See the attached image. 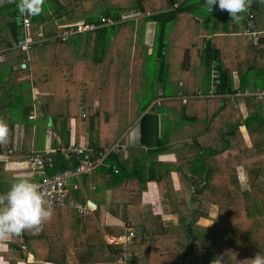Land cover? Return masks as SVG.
Masks as SVG:
<instances>
[{
  "label": "trees",
  "instance_id": "16d2710c",
  "mask_svg": "<svg viewBox=\"0 0 264 264\" xmlns=\"http://www.w3.org/2000/svg\"><path fill=\"white\" fill-rule=\"evenodd\" d=\"M251 1L241 25H254L255 38L249 40L238 21L218 5L213 6L212 11L219 12L213 20L220 18L222 28L207 35L193 33L209 15L205 0H27L26 5L23 0H0V122L7 128L22 127L16 139L8 130L7 139L0 142V155L20 154L18 161L29 158L25 178L34 182L40 176L31 174L34 156L50 157L52 166H46L42 174L50 176L80 164V157L65 155L68 147L90 146L97 154L117 145L90 173L69 180L67 200L82 204L90 200L94 211L79 215L68 205H52L49 220L5 241L18 261L31 254L45 263L66 264L67 246L74 253L73 264H119L122 254L128 264H251L257 253H264V99L246 94L251 86L264 89V19L262 23L257 19L258 0ZM147 11L151 13L144 21L154 22L156 29L150 52L147 44L138 41L144 22L136 24V17L131 18ZM76 22L96 27L67 34L65 25ZM173 29L174 44L184 53L182 68L188 69L196 57L210 69L215 54L219 74L209 76V88L199 97L184 94L183 102L178 91L162 93L163 88L158 97H152L154 104L150 100L139 104L137 92L140 96L145 92L136 91L132 87L136 82L126 84L123 78L135 74V62L142 63V56L149 53L146 56L158 58L156 78L163 81L165 35ZM27 31L29 45L23 50L17 43ZM231 34H242L245 41L239 43L237 35ZM126 37L134 42L124 44ZM44 45L53 47L49 59ZM132 45L135 55L127 57ZM76 47L82 51H75ZM10 50L17 57L20 54L23 62H7L4 53ZM128 58L133 68L126 70L122 62ZM96 69L103 72L98 83L107 77L115 79L119 96L130 98L125 108L131 120L127 124L122 113L119 119V107L112 109L118 106V96L95 95L97 104L90 105L61 90L70 82L67 78H84ZM145 80L143 76L140 87L147 85ZM59 81L63 86H56ZM87 85L98 86L84 79L79 87ZM106 86L103 82L102 87ZM238 100L244 105L243 113L236 106ZM172 113L177 118L171 120ZM35 114L37 118L30 120ZM131 123L138 142L123 147ZM33 124L40 126L41 133L52 129L49 152L31 151ZM163 154L173 158L160 159ZM0 163L2 179L6 168ZM152 187L156 200L147 201ZM128 204L140 211L131 216L139 219L131 225H127ZM200 219L210 224H201ZM129 231L135 236L126 245L108 240Z\"/></svg>",
  "mask_w": 264,
  "mask_h": 264
},
{
  "label": "rangeland",
  "instance_id": "374dc122",
  "mask_svg": "<svg viewBox=\"0 0 264 264\" xmlns=\"http://www.w3.org/2000/svg\"><path fill=\"white\" fill-rule=\"evenodd\" d=\"M259 2H260V0H259ZM148 12H150V11L142 12V13H138V14H133V15H131V18L136 17V20H135L136 24L144 22L143 26L145 29L152 27V29L154 31H156L155 26H149L148 22L144 21V17L146 15H149ZM263 12H264L263 9L257 11V19H259L260 23L263 22ZM218 13H215V11L205 13V14H209V15H207L205 22L203 21L204 25L200 26L199 28L196 27V28H198L197 32H195L196 28L193 29L192 32L196 33V34L199 33L201 35H203V34L206 35V34L213 32L214 31V23H216V21L213 19L219 15ZM243 13L239 14V19L237 20L240 23V26H241V23L243 21V16H242ZM129 14H132V13H129ZM216 20H217V23L219 26L218 28H222L223 24H222L221 19L217 18ZM225 24H227V23H225ZM201 27H203V28H201ZM139 28H140V26H139ZM147 32H148L147 36L145 33H141L138 36V41L141 42V44H144V42L147 41V46H149V52H150L152 50L151 48L153 45V40H154L155 34L153 35V33H152L150 36V39H146V37H148L150 31H147ZM169 35H171L174 38L171 39V36H169ZM165 36H166V40H168V42H166V47H165L166 53L164 54V63L167 67V70H166L167 74L165 75V78L163 81H159L156 78L157 74H158L159 63H160L157 60L158 58L155 60V57L143 55L142 56L143 57L142 63H140L141 65L136 64L135 65L136 67H134V68L131 67L132 63H131V61H129V58L127 60H124L125 62H122V63H124L123 65L125 66L126 70L133 68L134 69L133 73H135V74H132L131 76H128L126 79L123 78V80L126 82V84L136 82V85H133L132 87L136 91H144L145 92L144 96H140V94L137 92V94L139 96V99H138L139 104H141L143 101H144V103H147L149 100H150L151 105L154 104L155 100H152V97L153 98L158 97L159 92H161V90H163V88H164V90L162 91V93L163 92L164 93H172L174 91H178L177 95H179V98L183 99V101L187 98L184 94L190 95L189 98H192V97H194V95L195 96L197 95L196 97H199L200 96L199 92L205 93L204 90L203 91H201V90L205 89L207 87V79L209 77V74H207L208 68L205 65H203L201 60H199L196 57L192 58L191 66L188 69L185 70L184 68H182L181 66L183 65L182 62H183V56H184L183 49L176 47L174 44V42H176L174 39L177 36V34L175 33V31L173 29L172 32H169ZM231 38L234 39L233 37H231ZM228 39H230V38H228ZM236 39L239 43L242 41H245L244 36L242 34H237ZM220 41H222V40L219 39L218 42H220ZM228 44H230V43H228ZM44 49H45L44 51L46 53H50V52L52 53L53 47L50 45H44ZM133 49H134V45H132V49H128L127 52L129 51V53H132ZM78 50H80V49H78L76 47L75 51H78ZM80 51H82V50H80ZM192 53H195V52H192ZM4 55H6V57H7V62L11 61L14 63V62L19 61V58L17 57L15 50L5 51ZM117 61L119 62V59ZM22 62L23 61H20V63H22ZM151 65H152V67H151ZM83 76H84V78H82L80 76L76 77L75 79L74 78H67L70 80V82L67 85L68 88L67 87L65 88L63 86L62 82H60V81L56 84V86L57 87H59V85L63 86L64 89H61V88L60 89L63 92L65 91V93L69 97H74L75 99L79 98V100L82 101L83 103L90 104V105L93 104V102H94L93 97L95 95H97V96L99 95V96L103 97V96H106V94L110 93L112 95H115L114 98H117L116 96H118L119 102H116V104L118 106L113 105L112 109L116 110L119 107V119L121 118V115H122L124 118L123 124L124 123L127 124L128 122L131 121L130 118H129V120H127L126 111H128V110L125 109L126 108V102H129L130 98L122 99L121 96H119V82L117 80L112 79V78L108 79V77H107V80L98 83L101 80V78L103 77V72L98 71V70L97 71H89V72H87L86 75H83ZM143 76L147 79V81L145 80V85L146 84L147 85L140 87L139 83L141 82V78ZM84 79H87V80L89 79L90 81L93 80L95 83H97L98 86H96V85L88 86L87 85L88 87L86 86V88L85 87H83V88L79 87V84L82 83L84 81ZM103 82H106V84H107L106 87H102ZM109 82H111L110 85H109ZM86 83H89V82L86 81ZM121 91H120V94L125 95V93L123 92L124 90L122 92ZM181 94H183V96ZM64 100H66V97H64ZM119 104H121V106ZM109 105H110V103H109ZM238 106H239L240 110L244 109L243 105H241V107H240V103H238ZM166 114H168V112H166ZM121 123H122V121L120 122V124ZM134 123L133 124L131 123V125L128 127V131L131 130L129 132V139L130 140H134L136 138V134H137V130L135 128L131 127L134 125ZM0 161L2 162V164L4 166L9 165L7 163V161H3L1 159H0ZM8 173L9 174L11 173L10 175H14V174L17 175V176H14V179L25 178L24 174L16 172L14 168H12V171H9ZM16 173H19V174H16ZM4 178H5V176H3L2 179H0V193L6 192L8 190V188L10 187V186H8V184L10 185L12 180H13L9 176L8 178L10 180L8 179L9 182L6 185V188L3 189L2 184L5 182ZM212 213H213L212 215H214L215 210H213ZM209 222L210 221H207V223H209Z\"/></svg>",
  "mask_w": 264,
  "mask_h": 264
},
{
  "label": "built area",
  "instance_id": "2783aa9c",
  "mask_svg": "<svg viewBox=\"0 0 264 264\" xmlns=\"http://www.w3.org/2000/svg\"><path fill=\"white\" fill-rule=\"evenodd\" d=\"M24 5H26L27 0H23ZM251 19L252 15L249 16ZM103 21V19H102ZM23 23L25 27H28L29 20L27 17L23 18ZM67 28L66 32L74 33V32H84L88 30L94 29L96 26L91 23H83V22H76L75 24H67L65 25ZM27 29H25L26 31ZM66 34V35H67ZM255 28L254 25L249 24L248 28L244 31V35L249 39L255 38ZM29 37H28V31L24 35V38L19 40L17 45L21 49L25 50L28 48L29 45ZM211 89V87H210ZM246 94H250L253 96H257L260 99H264V89L262 90H254V91H248ZM209 95H211V90H209ZM117 148V145L110 148L104 149L103 152H99L97 154H94L92 148L89 146H72L65 149V155L69 156L73 154L74 156L80 157V164L76 166L74 169H66L61 172H57L50 176H44L42 174L43 170L46 166L51 167L52 162L50 157H46L47 160H45L42 157L34 156L31 159V174H40L39 179L37 181H34L38 187L40 192L42 193L43 197L46 201H49L52 205L55 206H69L76 210L77 214L79 215H88L91 214L95 207L91 206L90 200H86L84 204L77 202L74 199L68 198V183L69 180L73 177H78L80 174H88L91 172L92 169L99 166L104 158L111 152L115 151ZM114 172H116L115 169H113ZM73 188H77V185L74 183ZM135 236L134 231H129L127 235L121 236V237H108V240L110 243H121L123 245H126L128 241H130ZM125 254H122L120 259L118 260L119 264H128V262L125 260Z\"/></svg>",
  "mask_w": 264,
  "mask_h": 264
},
{
  "label": "clouds",
  "instance_id": "9594fccd",
  "mask_svg": "<svg viewBox=\"0 0 264 264\" xmlns=\"http://www.w3.org/2000/svg\"><path fill=\"white\" fill-rule=\"evenodd\" d=\"M211 12L214 5L226 10L231 20L237 21L246 11L247 0H205ZM8 129L0 122V142L7 139ZM53 215V207L46 201L38 185L26 178L13 179L10 187L0 193V238L5 235H20L25 229L41 225ZM251 264H264V253H257Z\"/></svg>",
  "mask_w": 264,
  "mask_h": 264
},
{
  "label": "crops",
  "instance_id": "0c3cea01",
  "mask_svg": "<svg viewBox=\"0 0 264 264\" xmlns=\"http://www.w3.org/2000/svg\"><path fill=\"white\" fill-rule=\"evenodd\" d=\"M251 4H253V1L247 0V5L246 6L251 5ZM258 5L260 6V10L261 9L264 10V0H260V2L258 0ZM195 19L201 20L198 17H195ZM263 19H264V12H263ZM242 24H243V22L241 23V25ZM148 25L149 26H154L155 23L152 22V21H150V22L148 21ZM228 25L230 27H232V23L231 22H229ZM239 26H240V23H239ZM247 26H248L247 23L245 25H243L242 27L240 26L242 28V31L243 32L247 28ZM216 27H218V23L217 22L214 23V28H216ZM147 31H150V33H149L148 37H146V39H150L151 34L153 33V35H154L155 34V31L152 29V27L151 28L149 27L148 29H145L144 28L143 33H145L146 36H147V33H148ZM174 31H176V30L174 29ZM203 35H205V34H203ZM235 35H237V34H231V36H235ZM129 39H131V38L130 37L124 38L123 39L124 44L126 42L129 44L130 41H133L134 42L133 38L131 40H129ZM249 42H251V41H249ZM144 44H147V41L144 42ZM129 48L132 49V46H130ZM1 51H2V49H0V52ZM146 54H149V53H146ZM123 55H126V53H124ZM133 55H135V53H127V57H132ZM18 57H20V54L18 55ZM248 57H250L249 58V61H252V57L251 56H248ZM46 58L47 59L50 58L49 53L46 54ZM20 61H21V59L19 58V61L18 62H20ZM201 62L203 63V65L206 66L205 61H201ZM140 63H141V60H139L137 63L135 62V64H137V65H141ZM211 66H212V64H211ZM96 71H97V69H96ZM98 71H99V69H98ZM208 74L210 76V69L209 68H208ZM209 81L210 80H209V77H208V79H207V87L205 89H202L201 91L207 90L209 88V85H210V82ZM234 84H235V87L238 86V78L236 76L234 77ZM257 88L258 87L251 86V87L247 88V91H254ZM159 93H161V92H159ZM237 97L240 98L241 96L239 94H237ZM94 98H95V96L93 97V99ZM240 100L237 101V103H236L237 105L235 104L236 106H238V103H240V107H241V105H243V103ZM95 101H97V100H95ZM95 101H94V103L96 105L97 102H95ZM126 103H128V102H126ZM240 111L243 113L245 111V109H241ZM175 113H172L170 115L169 118L171 120L177 118L176 117L177 114H175ZM36 118L37 117H36V114H35V117L32 118V119H30V120H35ZM20 128H22V127H20L19 125H15L14 127L13 126H9L7 129L13 135H15L14 138L16 139V137H17V135L19 133V129ZM45 131H46V133L45 132L44 133H41L42 132V129L40 128V126L38 124H33L32 128H31V133H32V135H31V147H32V150L31 151H33V152H37V151H39V152H49L50 151V148H51L50 141H51L52 129H49V130L46 129ZM73 131H74V126L72 125V127H71V133H72V135H71L72 136L71 137V142L75 141L74 140L75 138H74ZM129 132L125 134V136H124V138L122 140L123 147H126L125 144L132 145V144H137V142H138V132H137L136 138L134 140H130L129 139ZM19 136L22 137L23 136L22 133ZM14 148L17 149V151H18L19 150V143H16V146ZM20 157H21L20 154H14L13 155V158H11V157L9 158V156H8L7 153H4V155H0V159L3 160V161H7V163L9 164L8 166H5L6 169H4L6 171V174L4 175L5 176V178H4L5 179V182L2 184V188L3 189L6 188V185L8 184V182L10 180L8 178L9 176L12 179H14V176H17L15 174L14 175H10L11 173L10 174L8 173L9 171H12V168H14L16 172H19L21 174H24L25 177L28 176V159L29 158L27 160H25V161H18L19 159H21ZM159 158L160 159L168 160V159H172L173 156L171 154H163ZM0 167H2L1 163H0ZM2 169H3V167H2ZM19 173H16V174H19ZM8 186H10V185L8 184ZM155 197H156V190L152 187L151 191L149 190V193L147 194V197H146L147 199L146 200L147 201H155L156 200ZM93 207H95V206H93ZM139 212L140 211H139V208H138L137 205L133 206V205H129L128 204L126 206V213H128V215L130 217V220L128 222L129 225H131L134 222H138L139 221V219H131V216H133L134 214H139ZM207 221L208 220H203V219H200L199 220V222L201 224L209 225L210 222L207 223ZM128 223H127V225H128ZM3 239H4V242L2 244H0V264H13V260H15L16 264H55V263H49V262H46L45 263V262H42V261H38L31 254H28L27 257H26V259H20L19 258V261H18L17 257H15V256H17L15 254V252L12 253L11 252V248L8 247L7 244H6V242H5V241H8L10 239V236L9 235H5ZM53 245H54V243H52L50 246H53ZM56 246H57V244H56ZM73 262H74V253H73L72 249L70 248V246H67L66 247V264H73Z\"/></svg>",
  "mask_w": 264,
  "mask_h": 264
},
{
  "label": "water",
  "instance_id": "95a60500",
  "mask_svg": "<svg viewBox=\"0 0 264 264\" xmlns=\"http://www.w3.org/2000/svg\"><path fill=\"white\" fill-rule=\"evenodd\" d=\"M216 56L215 54L212 55L211 58V62H212V66L210 68V76L211 77H215L219 74V67H218V61L215 60ZM91 206H95V204L93 202H90ZM129 225V223H128Z\"/></svg>",
  "mask_w": 264,
  "mask_h": 264
}]
</instances>
